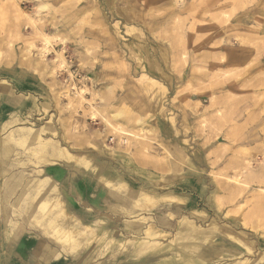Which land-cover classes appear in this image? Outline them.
Listing matches in <instances>:
<instances>
[{
	"label": "rangeland",
	"instance_id": "rangeland-1",
	"mask_svg": "<svg viewBox=\"0 0 264 264\" xmlns=\"http://www.w3.org/2000/svg\"><path fill=\"white\" fill-rule=\"evenodd\" d=\"M153 1L20 0L25 16L19 17L10 1L8 7L7 0H0V66L21 55L44 80V89L29 97L33 108L22 116L13 115L0 134L4 182L16 187L4 208L13 221L9 224L36 230L63 255L86 252L97 262L131 257L128 241L134 239L133 233L140 237L142 233L136 231L147 224L129 230L127 226L140 213L125 217L109 210L104 218L116 224L104 223L108 235L100 232L89 242L77 236L82 247L76 251L64 244L66 240L51 239L37 224L41 214L33 196L39 181L47 179L41 170L75 168L57 151L56 142H61V149L90 154L102 164L111 162L142 183L148 182L140 171L165 166L155 182L166 187L154 197H177L189 207L196 201L189 213L197 216L187 215L198 227L206 230L217 220L219 226L250 235L258 251L264 252V0H216V7L211 0H182L181 7L176 0L159 6ZM126 17L134 23L123 21ZM42 35H50L54 46L45 58L40 54ZM32 45L36 49L29 54ZM59 55L65 67H59ZM67 62L78 86L82 87V79L86 86L79 92L86 99L83 104L71 91L68 75H60ZM116 113L121 118L111 121ZM106 118L136 135L135 141L134 136H116ZM47 123L54 131L45 127ZM158 125L169 126L167 132L171 127L172 138L167 137L171 143L164 142ZM142 145H150V156L135 154ZM128 146L133 148L127 153ZM129 162L134 164L126 166ZM50 182L56 185L50 179L43 184V193L62 201L59 188L56 185L55 194ZM180 183L181 190L174 188ZM53 207L51 213H57ZM173 219L176 223L166 229L165 244L176 235L181 220ZM162 258L163 253L149 260L162 264L157 262Z\"/></svg>",
	"mask_w": 264,
	"mask_h": 264
},
{
	"label": "bare ground",
	"instance_id": "bare-ground-1",
	"mask_svg": "<svg viewBox=\"0 0 264 264\" xmlns=\"http://www.w3.org/2000/svg\"><path fill=\"white\" fill-rule=\"evenodd\" d=\"M7 1H8L7 6H8V3L10 1L12 4L11 7H14V9L16 8V10L18 12L17 15L19 17L25 16V13L23 12L22 8L19 5L20 0L19 1L18 0H7ZM167 1L168 0H154L151 3H152V5L159 6L161 4H166ZM181 2H182V0H176V4L178 5V7H181ZM11 4L9 3V5H11ZM210 4L213 7H216L218 5V2L216 0H211ZM47 8H48L47 6H43L41 9L46 10ZM180 10H182V11L185 10V7L180 8ZM123 21H128V22L134 23L135 20H132V19L126 17L125 19H123ZM32 22H33V20H32ZM37 34H39V33H37ZM49 36L42 35V39H43L42 43L44 44V47L42 49H40V51H41L40 54L44 55V58H45V56H48L52 50H54V48H53L54 46H53L52 39H51L52 37H49ZM62 40H64V39H62ZM33 49H36L35 45H32L31 48L28 50L29 54H31ZM59 57H60L59 67H65V61H64V59H62V55H59ZM57 63H58V61H57ZM67 66H68V68L65 70H62L60 72V75L61 76L66 75V74L68 75V79L73 85V87H71L72 88L71 91L76 94L75 97L77 96L76 97L78 99L77 102H80L79 104H83V103H85L86 99L84 98V96L81 93H79L81 88L84 86L83 85V79L81 80L82 87H79L78 84L76 83L77 78L75 77L73 72H71V67L69 66L68 62H67ZM81 77L83 78V75ZM90 80L91 79L88 78V81H90ZM153 80L154 79H152L151 82ZM154 84H155V82H154ZM84 87H86V86H84ZM68 88H70V87H68ZM62 96H63V94H62ZM77 99H75V100H77ZM88 104L90 105L91 103L89 102ZM96 113H97V111H96ZM96 115L97 114L94 115V113L92 115V116H94L95 120H96V117H95ZM121 116L122 115L120 113H116L115 115L112 116L111 121H114V122L118 121V119H120ZM105 121L107 122L108 127H110L114 131L115 135L119 136V138L123 139V138H126L127 136H134V137H132V140L135 141L136 135L125 130V128L123 129L121 126L118 127L117 124H116V126L115 125L113 126V124L111 123L109 118H106ZM45 127L48 128L49 130L54 131L53 130L54 128L51 127L50 123H47ZM111 133H112V131H111ZM54 134L56 135L57 131ZM34 136H37V135L35 134ZM39 138H40V136H39ZM43 138H44V136H43ZM55 138H56V136H55ZM119 138H118V140H119ZM61 139H63V138H61ZM130 140H131V138H130ZM20 142L24 143L22 141H20ZM64 142H65V140H64ZM56 143H58L55 145L56 149L61 154V157L62 158L64 157L67 162L72 163L74 165V167L79 172L92 173V174H94L96 180H98L100 185L103 184L104 186H106L109 189H115L116 188V189L120 190L119 192H124L122 194V195H124V197H122L120 199V202L123 203V206L121 207V209H119V213H120L119 215L127 217V216H133V215L140 213V215H138V216L136 215L137 217L133 218L135 220L133 222H131L130 225L127 226V229L129 230V229H136V228H134L135 225H140L141 223L147 224L146 228L144 230L136 231L138 234L142 233L140 237H136V233H133V234H135L134 239H132V240L130 239V241H128V242H130L131 247H133V252L131 255L133 260H135V258H137L138 261L145 260L147 258H150L152 255H160L163 253L164 258L159 259L157 261L158 263H162V264H173V263H179V264H264V252L261 249H259V251H258L255 242L252 240L250 241V239H249L250 235H248L247 233L243 232V233L237 234V232H238L237 230H236L237 232H235L231 228L222 227V225L219 226L216 223L217 220L212 221V223L208 226V228L206 230L202 229L201 227H198L196 222L191 221V217H189L187 214H189L191 216L196 215L195 212L189 213V208L194 207V206L196 207V205H195L196 201H193L192 206L189 207V205L187 203L183 204L185 201H183L182 199L178 198V200H176L177 197L168 196V195H164V196L160 195L159 197H154V195H158L160 193V191H162V189L166 187V186L161 185V184L157 185L160 182H155V179L158 178V176H157L158 173L162 172L166 169L165 166L162 167V166L156 164L151 171H149L147 169L140 171L142 174L141 178L143 180H145V182H148V183H142V182L134 179V177H129L128 175H127L128 177L126 179H124L125 176H123L120 173V169H121L120 166H118V167L116 166V168H113L111 166V164L110 165L107 163L102 164L101 160L99 161L98 159L89 156L90 154L89 155H87V154H76V153L73 154L70 151H67L66 148L61 149V145L59 144L61 142H56ZM125 143H126V141H125ZM136 144H137V142H136ZM142 144H144V142H142ZM130 145L132 146V144H130ZM131 146H128V148L125 147L126 148L125 151L127 153H128V151H132L133 147H131ZM149 146L148 145L140 146L141 148L139 150H135L136 151L135 154H139V153L142 154L143 153L145 156H150L147 153V152H149ZM70 148H71V146H70ZM80 149H83V148H80ZM85 149H87V148H85ZM50 156H51V154H50ZM143 161L146 162V160H142V162ZM130 164H134V163L129 162L125 165L129 166ZM173 169L175 171L179 172V168L176 165L173 167ZM185 171L186 170H181V172H185ZM53 172H59V171L57 170V171H53ZM60 176H61V170L59 172L58 177H60ZM62 176H63V174H62ZM84 176H87V175L84 174ZM85 179H87V178H85ZM49 180H50V178L39 181V184L35 188V190H37L38 192L36 195L33 196V200L36 201L35 207L37 210H39V212L41 214L40 220H42V222H39L40 220H38L37 224L40 226H43L44 233L46 235H48L51 239L53 238V240L56 239L58 242L62 241V240H66V242L64 244L71 251H76L80 247H82L81 243L77 239V236L81 239L83 238V241L89 242L90 240L92 241L93 238L95 239V237H98L100 232L104 233V235H108L109 231L105 228V226H107V225L104 224L105 220H106L105 218L101 219V221L98 223H94L93 225H89V224L88 225H82L81 224L79 226V223H80L79 220L77 218L75 219L74 217H70V215L68 214V212L66 210V207L63 205V203L60 199H57V197L51 199V195L48 194L50 192L43 193V191H42L43 184H45ZM128 180H130V181H128ZM186 180H187V178H186ZM231 180L235 181L236 183H240V185H241V182L239 180H237L236 178L235 179L232 178ZM94 183H97V181L94 180ZM126 183H130L131 186L127 185ZM50 185L54 188V189H52V192H54V193L58 192V188L56 187V185L51 184V182H50ZM182 187H183V183H180L179 185L174 186V188L179 189V190H181ZM122 190H124V191H122ZM29 198H32V197L30 196ZM168 199H171V200L173 199L175 201L174 202L169 201ZM53 205H54V207H53ZM52 207L57 208L58 212L52 214L51 213ZM116 211H118V210H116ZM162 211L169 212V214L165 215L164 213H162ZM148 213H151V214L154 213L157 215V217L150 220L144 216V215H147ZM140 217H142V218H140ZM173 218H181V220L176 224V228H177V229H175V230H177L176 235H174L173 238L171 237L172 239H171V241H169V243L165 244L163 241L167 238V236H166L167 233L165 232L166 229L169 227L173 228V225L176 223L175 222L176 219L174 220ZM107 222H108V220H106V223ZM115 228L117 229V231L119 230L117 227H115ZM260 236L262 237L261 234H260ZM115 240H114V242H115ZM261 242H262V244H264L263 238H262ZM122 246H125L124 243ZM123 249H125V247H123ZM203 249L206 251H203ZM227 258H229L231 260H227ZM133 260H131L130 262L134 263Z\"/></svg>",
	"mask_w": 264,
	"mask_h": 264
},
{
	"label": "crops",
	"instance_id": "crops-1",
	"mask_svg": "<svg viewBox=\"0 0 264 264\" xmlns=\"http://www.w3.org/2000/svg\"><path fill=\"white\" fill-rule=\"evenodd\" d=\"M16 56L10 65L0 66V134L2 129L7 127L6 123L11 120L13 115L22 116L33 108L34 100H30L29 97L44 89L41 73H35L36 71L31 69V64L21 55ZM3 88L6 89L3 90ZM167 127L169 128V126H165L163 129L162 125H158L156 130L162 134L164 142L171 143L173 132L171 127L170 132H167ZM169 146L172 148L171 144ZM1 158L2 156H0V264H153L149 260L150 258L138 261L137 258L133 260L129 256L126 258L125 256H113L97 262L86 252L75 256L63 255L58 253L60 251L56 250L53 245L46 243L36 230H23V228L19 229L15 225H10L9 223L13 221L7 215L9 213L4 212V208L16 194V187L11 181L4 182ZM57 167L59 168V166ZM50 169L56 170L53 166L41 170L44 177L52 179L57 185L68 214L76 217L83 225H93L104 219L105 213L109 210L119 211L123 206L120 199L124 197L122 195L124 192H119L120 190L116 188L109 189L103 184L100 185L94 174L79 172L73 167L63 166L59 168L61 176L57 177L60 170L57 169L59 172H49ZM126 178L127 175L124 179ZM94 180L97 183H94ZM126 184L131 186L130 183ZM112 223L116 224L110 220L107 224L111 225ZM131 260L134 263L130 262Z\"/></svg>",
	"mask_w": 264,
	"mask_h": 264
}]
</instances>
